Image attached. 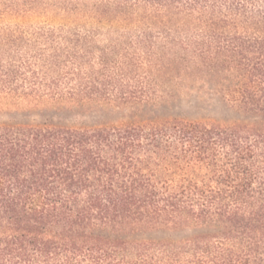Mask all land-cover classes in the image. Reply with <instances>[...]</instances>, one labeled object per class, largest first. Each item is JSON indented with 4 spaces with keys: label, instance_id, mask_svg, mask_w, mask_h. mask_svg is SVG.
Listing matches in <instances>:
<instances>
[{
    "label": "trees",
    "instance_id": "trees-1",
    "mask_svg": "<svg viewBox=\"0 0 264 264\" xmlns=\"http://www.w3.org/2000/svg\"><path fill=\"white\" fill-rule=\"evenodd\" d=\"M0 24V264H264V0H0Z\"/></svg>",
    "mask_w": 264,
    "mask_h": 264
},
{
    "label": "rangeland",
    "instance_id": "rangeland-1",
    "mask_svg": "<svg viewBox=\"0 0 264 264\" xmlns=\"http://www.w3.org/2000/svg\"><path fill=\"white\" fill-rule=\"evenodd\" d=\"M38 21L37 20H31L29 21L27 24L28 25H35L37 24ZM1 26V24H0ZM1 28V27H0ZM112 40H117L119 42L120 39H112ZM96 45L99 49H103L105 47L109 46V42L107 41V39H98V41L96 42ZM14 52H11V50L9 51L7 49V45H5V42L3 39H0V61H3L5 59H8V56H13ZM5 115H3V113H0V121H2L4 119Z\"/></svg>",
    "mask_w": 264,
    "mask_h": 264
}]
</instances>
